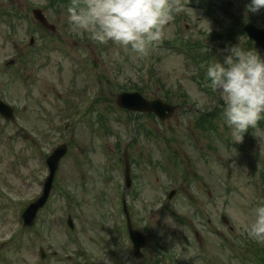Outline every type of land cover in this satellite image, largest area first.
Wrapping results in <instances>:
<instances>
[{
	"label": "rangeland",
	"instance_id": "1",
	"mask_svg": "<svg viewBox=\"0 0 264 264\" xmlns=\"http://www.w3.org/2000/svg\"><path fill=\"white\" fill-rule=\"evenodd\" d=\"M178 2L183 11L161 39L136 53L73 29L69 0H0V100L14 121L0 117V264H264V245L238 222L240 213L251 221L264 205V119L240 141L242 134L225 124L221 91L209 87L200 68L223 61L232 47L248 50L236 26L247 19L263 26L264 8L257 14L247 11L250 0L214 1L230 15L215 21L189 8L190 0ZM33 8L47 26L32 18ZM174 42L196 48L163 45ZM134 88L176 105L173 115L160 122L114 104ZM17 127L29 132L27 140L14 137ZM62 144L67 153L50 200L22 230L19 209L39 199L38 181L47 176L39 150L48 156ZM169 191L175 194L167 200ZM121 197L133 227L146 234L140 260L123 233ZM231 246L250 260L233 257Z\"/></svg>",
	"mask_w": 264,
	"mask_h": 264
},
{
	"label": "clouds",
	"instance_id": "2",
	"mask_svg": "<svg viewBox=\"0 0 264 264\" xmlns=\"http://www.w3.org/2000/svg\"><path fill=\"white\" fill-rule=\"evenodd\" d=\"M247 11L264 8V0H250ZM183 11L178 0H71L67 20L73 29L90 33L99 44L112 42L133 52L161 39L163 27ZM209 87L219 89L225 100V124L243 134L264 119V52L232 47L223 61L207 65ZM249 221L240 213L239 226L248 239L264 245V205L253 209Z\"/></svg>",
	"mask_w": 264,
	"mask_h": 264
},
{
	"label": "water",
	"instance_id": "3",
	"mask_svg": "<svg viewBox=\"0 0 264 264\" xmlns=\"http://www.w3.org/2000/svg\"><path fill=\"white\" fill-rule=\"evenodd\" d=\"M33 16L36 18L44 27L47 26L44 18H42L40 11L37 9L33 10ZM244 31L246 32L247 38L254 42V48L257 51L259 49L261 52H264V28L262 29H256L252 26L251 23H248L244 25L243 27ZM115 104L125 110H130L137 113H152L157 116V118L162 121L164 119L170 118L173 115V111L175 110V107L172 105H169L166 102H163L159 99H152L150 101L146 100L139 92H127V93H120L116 96ZM0 115L1 116H7L11 117V110L0 101ZM65 145H62L60 147H57L55 150H53V153L51 156L48 157L46 164L48 165L49 169V176L45 180L43 184V192L39 199L36 201L30 203L29 206L26 207L25 211L22 214V220L24 221L25 225H30L31 220L35 216L36 212L39 210V208L42 207V205L47 200L48 193L51 189V182L53 179V174L58 166L59 160L62 158V156L66 153ZM125 160V159H124ZM125 183L127 186L130 185L129 183V172H128V163L127 160H125ZM125 215L126 214V210ZM67 223L70 228H72V222L71 219L67 218ZM127 228L129 229V238L132 240L133 244V250L134 254L137 258L141 257V248L144 246L145 243V235H141L138 232L134 231L131 227L129 222L127 223Z\"/></svg>",
	"mask_w": 264,
	"mask_h": 264
},
{
	"label": "flooded vegetation",
	"instance_id": "4",
	"mask_svg": "<svg viewBox=\"0 0 264 264\" xmlns=\"http://www.w3.org/2000/svg\"><path fill=\"white\" fill-rule=\"evenodd\" d=\"M214 1L220 3V0H214ZM214 1L213 2H210L209 0H190V2L187 3V5H188L189 8L192 7L196 11H200L201 13L204 12L210 18H215V21H218V18L216 16H219L221 14H224V16L226 15V16H229L230 17L228 11L225 10V9H223L218 3L214 2ZM229 5H230V3H229ZM256 13L258 14V11ZM248 21H250V22H252L254 24L253 21L247 19L244 22H242L239 27H238L239 24H237L236 29H235L236 31L238 30L239 31V34L240 35H243L244 37H245V33L242 30V25L245 22H248ZM256 27H258V26H256ZM259 27H262V26H259ZM223 35H225V34H223ZM217 37L220 38V39H222V37H220L219 35ZM228 38H232L233 39L234 36L230 34L228 36ZM251 49H252V46H249L248 50L249 51H253ZM205 73H206V70H205V72L203 74H205ZM205 78H207V76H205ZM25 134L27 136V135H29V132L27 131V132H25Z\"/></svg>",
	"mask_w": 264,
	"mask_h": 264
},
{
	"label": "trees",
	"instance_id": "5",
	"mask_svg": "<svg viewBox=\"0 0 264 264\" xmlns=\"http://www.w3.org/2000/svg\"><path fill=\"white\" fill-rule=\"evenodd\" d=\"M69 1H71V0H69ZM61 2H66V0H61ZM131 90H135V91H139V92H141V90L140 89H136V88H134V89H131ZM142 93V92H141Z\"/></svg>",
	"mask_w": 264,
	"mask_h": 264
}]
</instances>
